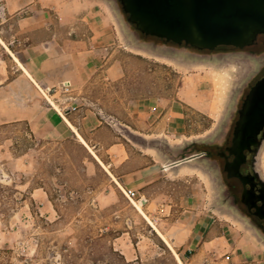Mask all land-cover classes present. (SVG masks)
Instances as JSON below:
<instances>
[{
  "label": "rangeland",
  "instance_id": "374dc122",
  "mask_svg": "<svg viewBox=\"0 0 264 264\" xmlns=\"http://www.w3.org/2000/svg\"><path fill=\"white\" fill-rule=\"evenodd\" d=\"M5 3L0 1V100L20 79L19 65L6 49L16 54L19 44L17 27L5 22ZM109 5L110 37L101 38L96 67L76 93L103 126L125 136L133 155L144 149L166 162L185 157L176 153L214 137L251 63L141 44ZM140 102L154 111L138 108ZM174 111L182 120L178 129L171 127ZM170 132L177 136L166 137ZM261 166L264 171V149ZM122 187L77 139L40 137L25 121L0 124V264H179L136 204L183 264H264V241L223 205L218 177L201 159L183 161L161 179L133 189V202L123 191L130 188ZM198 214L232 227L228 250L239 237L247 244L226 255L187 244L179 248L173 237L190 228Z\"/></svg>",
  "mask_w": 264,
  "mask_h": 264
},
{
  "label": "crops",
  "instance_id": "0c3cea01",
  "mask_svg": "<svg viewBox=\"0 0 264 264\" xmlns=\"http://www.w3.org/2000/svg\"><path fill=\"white\" fill-rule=\"evenodd\" d=\"M3 15L5 22L17 27L15 38L19 48L14 55L28 75L19 66L18 87L11 85L10 95L1 93L0 124L25 121L36 135L51 140L74 138L80 141L81 136L107 158L105 160L93 151L94 155L85 146L98 164L103 163L101 166L112 181L121 187L142 189L175 167L172 162L158 159L144 149L133 155L124 135L113 127L103 126L93 111H87L84 97L81 96L85 102L79 103L77 112L61 116L41 94L47 89L52 91L65 81L72 82L75 89L85 85L89 73L96 67L100 40L110 37L113 29L114 14L109 0H6ZM0 42L3 43L1 38ZM138 108L154 111L141 102ZM172 115L171 127L180 128L179 111ZM165 136L176 137L177 132ZM137 162L141 167L134 168L133 164ZM232 233V227L227 223H220L208 214H198L192 226L182 228L172 240L179 248L187 244L198 251L215 249L226 255L239 252L236 248L247 244L243 237H239L228 250V236Z\"/></svg>",
  "mask_w": 264,
  "mask_h": 264
},
{
  "label": "flooded vegetation",
  "instance_id": "af4514ba",
  "mask_svg": "<svg viewBox=\"0 0 264 264\" xmlns=\"http://www.w3.org/2000/svg\"><path fill=\"white\" fill-rule=\"evenodd\" d=\"M128 26L137 41L153 48L201 59L237 56L251 63L214 137L188 145L176 155L200 154L199 159L214 169L218 177L223 205L251 226L264 241V171L261 166L264 149V36H258L253 45L243 48L221 45L212 50H199L147 36L134 26Z\"/></svg>",
  "mask_w": 264,
  "mask_h": 264
},
{
  "label": "water",
  "instance_id": "95a60500",
  "mask_svg": "<svg viewBox=\"0 0 264 264\" xmlns=\"http://www.w3.org/2000/svg\"><path fill=\"white\" fill-rule=\"evenodd\" d=\"M109 1L127 30L131 25L147 36L199 50L221 45L243 48L264 36V0ZM199 157L193 153L174 159L172 166Z\"/></svg>",
  "mask_w": 264,
  "mask_h": 264
},
{
  "label": "built area",
  "instance_id": "2783aa9c",
  "mask_svg": "<svg viewBox=\"0 0 264 264\" xmlns=\"http://www.w3.org/2000/svg\"><path fill=\"white\" fill-rule=\"evenodd\" d=\"M4 1V0H0ZM47 102L50 104L52 108L61 116L71 113L77 112L79 110V103L85 102L84 99L76 93V89L72 82L65 81L61 83L59 86L53 88V92L51 93L50 89L42 92ZM47 96L51 98H56L53 103H51L50 99H47ZM125 195L128 197L130 201H134L137 198V192L133 189L123 190Z\"/></svg>",
  "mask_w": 264,
  "mask_h": 264
},
{
  "label": "bare ground",
  "instance_id": "6f19581e",
  "mask_svg": "<svg viewBox=\"0 0 264 264\" xmlns=\"http://www.w3.org/2000/svg\"><path fill=\"white\" fill-rule=\"evenodd\" d=\"M7 51L14 57L15 61H17V63L19 64V66L26 72L25 68L23 67V65L20 63V61L18 60L17 57H15L14 53L7 48ZM27 74V72H26ZM28 75V74H27ZM31 78V77H30ZM34 81V80H33ZM33 83V82H32ZM38 86V85H37ZM41 91V90H40ZM43 92V91H42ZM42 94V93H41ZM43 95V94H42ZM47 99H50L47 96ZM51 103H53V101L50 99ZM53 105H55L53 103ZM79 139L81 141V143L86 146L94 155L95 153L93 152L92 148L88 145V143L81 137L79 136ZM101 165H103L102 162H100ZM104 166V165H103ZM122 188V187H121ZM137 209L142 213V215L144 216V218L148 221V223L154 228V230H156V232L158 233V235L160 236V238L165 242V244L168 246V248L174 253V255L176 256L179 264H183L181 258L179 257L178 253L175 251L173 245L169 242V240L165 237V235L156 227V225L154 224V222L149 218L148 215H146L142 209V207L139 204H136Z\"/></svg>",
  "mask_w": 264,
  "mask_h": 264
},
{
  "label": "trees",
  "instance_id": "16d2710c",
  "mask_svg": "<svg viewBox=\"0 0 264 264\" xmlns=\"http://www.w3.org/2000/svg\"><path fill=\"white\" fill-rule=\"evenodd\" d=\"M189 154H190V153H189V152H187V153H185V154H184V156H187V155H189Z\"/></svg>",
  "mask_w": 264,
  "mask_h": 264
}]
</instances>
